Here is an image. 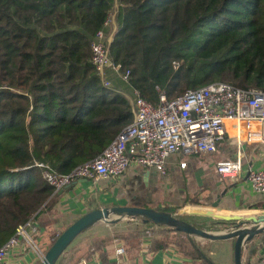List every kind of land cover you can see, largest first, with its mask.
<instances>
[{
  "label": "trees",
  "instance_id": "obj_1",
  "mask_svg": "<svg viewBox=\"0 0 264 264\" xmlns=\"http://www.w3.org/2000/svg\"><path fill=\"white\" fill-rule=\"evenodd\" d=\"M115 1L107 48L112 62L129 70L122 82L130 91L151 103L159 91L171 99L215 80L264 91V0ZM113 3L0 0V246L55 197L38 163L66 173L132 119L129 97L116 84L104 85L90 59V40ZM74 219L50 236L49 246ZM142 223L169 229L178 253L210 263L192 235ZM162 231L138 232L135 240L148 237L149 251L169 247ZM252 239L264 244V231Z\"/></svg>",
  "mask_w": 264,
  "mask_h": 264
},
{
  "label": "crops",
  "instance_id": "obj_2",
  "mask_svg": "<svg viewBox=\"0 0 264 264\" xmlns=\"http://www.w3.org/2000/svg\"><path fill=\"white\" fill-rule=\"evenodd\" d=\"M116 6L117 3L114 0L109 10L110 22L104 28L107 42L115 30ZM103 76L110 85L116 84L117 88L127 96L124 90H130L129 87L118 78L113 79L115 75L112 72L106 69ZM232 125V122L226 123L224 138L218 141L214 152L197 153H202V157L213 164V160L218 162L233 158L239 151L241 155L239 177H220L216 172H213L212 176H205L204 171L200 168L195 169V162L191 161L189 170L195 173L194 178L184 177L177 188H172V190L170 186L154 181L150 172L155 173L154 176L156 174L164 176L168 168L173 169V162L177 160L184 161L181 167H187L188 162L184 157L188 156L190 160H193L192 155L195 154L182 155L179 152H172L165 158L164 173L151 167L130 164L120 176L99 178L95 181L75 179L56 192L48 209H44L32 218L38 230L34 241L32 239V243L29 244L25 239L20 238L18 244L7 253L3 264H39L41 254L49 246L50 236L72 219L94 207L115 204L139 205L149 201L150 206L160 204L177 206L186 203L209 205L211 210L216 212H245L264 209V193L253 191L246 177L248 169L264 167V142L249 138L247 128L241 125L240 140L236 143ZM252 128L256 129V124H252ZM215 201L217 203L212 205ZM25 230L30 229L26 226ZM98 238L101 237L85 236L83 241H79L82 244L72 245L75 247L71 250L65 249L54 264H78L81 259L88 264H143L145 262L149 264H233V238L201 239L209 242L205 243L206 248L202 252L210 263L203 258L183 256L172 247L149 251V238L144 236L134 241L110 238L103 246H90V242ZM117 247H122L124 252L116 254ZM263 248L264 244L256 240L245 242L241 248L240 264H261L259 258ZM216 249L221 251L219 257L216 256L218 252Z\"/></svg>",
  "mask_w": 264,
  "mask_h": 264
},
{
  "label": "built area",
  "instance_id": "obj_3",
  "mask_svg": "<svg viewBox=\"0 0 264 264\" xmlns=\"http://www.w3.org/2000/svg\"><path fill=\"white\" fill-rule=\"evenodd\" d=\"M110 22L108 12L101 26L90 40L91 62L101 77L105 70L127 82L128 69L112 62L107 48L104 28ZM104 85L109 81L103 79ZM158 91V87H155ZM132 93V119L124 125L106 146L95 156L75 165L66 173H56L47 165H41V175L52 186V192L62 189L75 179L120 176L130 164L151 167L164 173L165 158L172 152L182 155L197 152H214L218 141L224 138L226 123L232 122L236 143H239L240 127L248 130V137L264 142V91L255 87H240L229 82L215 80L199 87L187 89L180 95L167 99L159 91L156 103H151ZM256 124V129L252 128ZM184 165V161L180 162ZM215 172L220 177L236 178L241 172V155L218 161ZM246 177L251 189L264 193V167L248 169ZM28 226L30 230H25ZM38 230L29 218L16 228L14 235L0 246V264L7 253L18 244L20 238L32 243ZM124 249L117 247L116 254ZM264 264V248L259 258ZM78 264H88L82 259ZM149 264V263H143Z\"/></svg>",
  "mask_w": 264,
  "mask_h": 264
},
{
  "label": "water",
  "instance_id": "obj_4",
  "mask_svg": "<svg viewBox=\"0 0 264 264\" xmlns=\"http://www.w3.org/2000/svg\"><path fill=\"white\" fill-rule=\"evenodd\" d=\"M216 203L217 201L212 205ZM125 216L141 217L143 222L151 221L154 224L171 226L179 229L178 231L203 239L233 238V264H240L242 245L254 235L264 231V209L216 212L211 209L190 208L181 212H168L151 206L104 205L85 211L69 223L41 254L39 264H54L72 240L96 221L112 222Z\"/></svg>",
  "mask_w": 264,
  "mask_h": 264
},
{
  "label": "rangeland",
  "instance_id": "obj_5",
  "mask_svg": "<svg viewBox=\"0 0 264 264\" xmlns=\"http://www.w3.org/2000/svg\"><path fill=\"white\" fill-rule=\"evenodd\" d=\"M113 79H117L116 76L113 77ZM124 92L127 93V96L129 97L130 104H132V93L130 90H124ZM188 155V154H187ZM202 153H195L192 155L193 160H190L188 156H185L184 159L187 160L188 166L187 167H181L179 160L176 162H173V169L168 168L166 171V174L164 176H161L159 174H156L154 176L153 172H150V176L154 181H159L162 185H168L170 186V189L177 188L178 184L184 180V177L188 176L191 178H194V172L190 171L189 168L192 164V162H195V169H201L204 171L205 176H212L215 172V165L216 160H213V164H210V162L207 161L205 157H202ZM212 160V159H211ZM192 161V162H191ZM213 170V171H212ZM173 190V189H172ZM175 192V191H173ZM196 202V201H193ZM151 202L146 201L142 204H134L138 206H150ZM190 208H203V209H211L210 206L205 205H199V204H181L177 205V208L175 210H172L170 212H181L186 209ZM169 212V211H168ZM113 217V216H112ZM92 226V227H91ZM88 227V229H84L85 231L81 232L74 240H72L71 244L66 247V249L71 250L72 245L74 244H82L83 239L85 236L90 235H97L99 237H110V238H120L124 240L134 241L137 237L136 234L138 232H144L145 230L150 231V235L153 236L157 230H165L162 231L163 233L158 235L161 238H167L170 240L169 247L174 248L175 250H179V246L175 245V243L172 242V239H175V235L169 231V229H162L160 227L154 226V225H146L142 223L139 217H130L125 216L123 218H120L118 220L112 221V222H105V221H96L94 224ZM36 235L32 236V239L34 241V237ZM193 241L197 244V246L200 248V250H204L206 247V244L209 242H205L204 240H201L202 238L191 236ZM206 243V244H205ZM217 257L220 256L221 251L216 249ZM82 256V254H81ZM82 260V259H81ZM79 260L78 262H80Z\"/></svg>",
  "mask_w": 264,
  "mask_h": 264
}]
</instances>
